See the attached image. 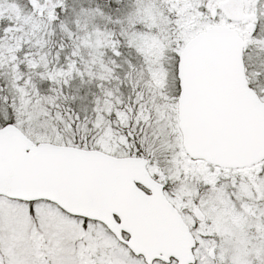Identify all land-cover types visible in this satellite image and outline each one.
I'll return each mask as SVG.
<instances>
[{"label":"snow or ice","instance_id":"obj_1","mask_svg":"<svg viewBox=\"0 0 264 264\" xmlns=\"http://www.w3.org/2000/svg\"><path fill=\"white\" fill-rule=\"evenodd\" d=\"M0 264H264V0H0Z\"/></svg>","mask_w":264,"mask_h":264}]
</instances>
